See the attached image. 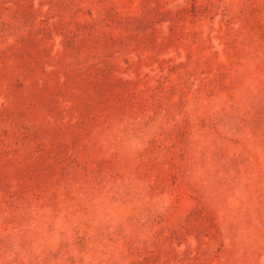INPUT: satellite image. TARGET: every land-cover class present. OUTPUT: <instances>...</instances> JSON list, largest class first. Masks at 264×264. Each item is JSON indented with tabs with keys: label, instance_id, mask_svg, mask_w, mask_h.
<instances>
[{
	"label": "rangeland",
	"instance_id": "374dc122",
	"mask_svg": "<svg viewBox=\"0 0 264 264\" xmlns=\"http://www.w3.org/2000/svg\"><path fill=\"white\" fill-rule=\"evenodd\" d=\"M0 264H264V0H0Z\"/></svg>",
	"mask_w": 264,
	"mask_h": 264
}]
</instances>
